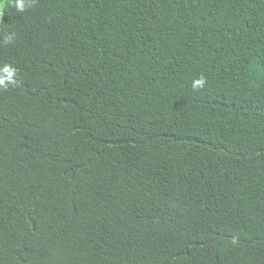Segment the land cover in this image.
<instances>
[{"label":"trees","instance_id":"1","mask_svg":"<svg viewBox=\"0 0 264 264\" xmlns=\"http://www.w3.org/2000/svg\"><path fill=\"white\" fill-rule=\"evenodd\" d=\"M104 4L119 6L120 13L108 15L115 19L113 30L78 16L80 28L98 40L86 41L90 47L81 62L68 69L82 83L105 65L118 89L115 100L126 102V109L116 101L101 113L113 122L99 116L80 133L67 119L56 128L46 125L49 115L66 110L34 90L15 93L20 112L30 111L31 133L23 139L16 119L6 126L0 121V264H264V122L250 140L226 121L227 109L235 114L248 96L264 105V0H70L67 7L91 16ZM106 43L116 45L115 57ZM244 49L258 62L252 81L240 87L231 60ZM203 64H212V81L195 90L190 80ZM148 68L149 74L176 72L177 77L143 104L131 80L136 70ZM74 86L77 97L70 110L81 117L87 104L82 85ZM135 112L149 123L137 126L127 145L119 143ZM39 141L61 145L52 147L48 163L26 152ZM179 157L187 169L178 168ZM159 158L147 178L144 165L149 168ZM46 164L67 178V188L78 178L80 184L91 180L115 203L128 202L126 184L106 174L116 167L131 177L140 203L146 190L157 187L150 200L156 223L140 220L122 205L89 216L81 204L71 211L51 192L26 188L34 169ZM55 209L64 211L54 218ZM200 224L205 235L198 248L188 250ZM103 229L110 236L107 250L94 261L86 254L88 237ZM174 230L170 242L166 233ZM141 242L150 255L142 262L128 255Z\"/></svg>","mask_w":264,"mask_h":264},{"label":"clouds","instance_id":"2","mask_svg":"<svg viewBox=\"0 0 264 264\" xmlns=\"http://www.w3.org/2000/svg\"><path fill=\"white\" fill-rule=\"evenodd\" d=\"M69 1L0 0V41L3 46L0 47L3 51V53L0 52V97L8 95L5 100H0V121L6 126L16 119L20 136L23 139H27L31 133L30 111L26 114L20 112L18 105L15 103L16 97L14 95L16 92L25 93L34 90L48 104L60 110H66V113L49 115L46 119V125L48 126H55L56 128L59 123L67 119L74 130L84 133L85 130L92 127L95 119L99 116L104 118L105 121L111 119V122H113L112 118L103 116L108 107L118 101L115 100L116 97L118 98V89L112 80V72L105 65H100L92 70L82 83H77L70 73L68 65L75 66L81 62L86 50L90 47V45L87 46L86 41L98 40L90 30L80 28V21L77 22L78 16L82 17L84 21L95 23L98 29L112 31L111 26L115 23V19L111 20L108 15L116 11L120 13L119 6L115 4L116 9H114L111 5L104 4L102 13L100 12L99 15L94 13L90 16L82 14L80 7L69 9L67 7ZM59 5L65 10L60 11L61 8L57 7ZM142 6L138 11L142 9ZM95 16L96 20H92ZM141 30L144 32L143 27H141ZM145 34L148 37L147 32L143 33V37L145 38ZM106 46L110 56L115 57L117 53L116 45L106 43ZM245 51L246 49L236 53L231 60L234 75L238 74L240 87H244L252 81L258 62L257 56L252 51ZM249 52L250 55L247 57ZM211 65L203 64V70L198 73L200 75L190 80L193 89H203L208 79L212 81L213 68ZM175 73H157L152 70L149 74V68L147 70L138 69L132 76L131 88L136 92L140 98L139 100L146 104L148 97L154 98L175 80L177 77ZM76 84L82 85V95L87 104V110L81 117L73 114L70 110L77 97L76 92L72 91V89L76 90L74 86ZM118 102L121 107L119 108L124 109L126 102L123 100ZM132 117L134 119L130 121L129 132L124 140L119 142L124 145H127L134 138L137 126L149 123L146 116L139 114V112L133 113ZM226 121L227 124L232 123L233 128L238 129L246 138L251 140L256 131L262 129L264 105L260 104L257 97L248 96L241 102L235 114L230 115V107L227 109ZM54 146L61 147L55 141L48 143L39 141L34 143L30 150L26 149V152L30 156L41 155L48 163L53 157L51 149ZM170 150L169 145L166 156H168ZM162 160V158H159L149 168L148 165H144L147 178L151 177L156 163ZM138 162L140 160L137 158L136 163ZM176 165L180 169H187L186 162L180 157ZM106 174L109 178L126 184L127 203H115L109 194L101 193L97 184L91 180H86L80 184L78 178L67 188V178L55 172L47 164L45 166L39 165L34 169L31 173V183L26 188L38 189L40 192H51L63 204L68 205L71 211L75 205L81 204L89 216L100 210H112L117 205H122L128 212H137L140 220L156 223L152 215L154 205L150 203V200L153 198V193L157 187L146 190V201L140 203L134 194L130 176L121 174L119 167ZM23 203L32 204V201L23 199ZM60 211L64 210H51L50 214L56 218L60 215ZM56 227H58L57 224ZM195 227H198L197 234L193 241L188 240L191 244L188 250L198 248L206 232L201 224ZM166 235L170 242H173L175 230L166 233ZM109 238L108 231H105V229L90 235L88 237L90 245L86 254L92 256L94 261L97 260L102 252L107 250L104 245ZM128 255L141 262L150 257L146 252L145 242L130 247Z\"/></svg>","mask_w":264,"mask_h":264}]
</instances>
